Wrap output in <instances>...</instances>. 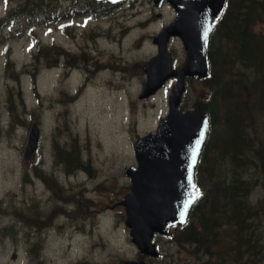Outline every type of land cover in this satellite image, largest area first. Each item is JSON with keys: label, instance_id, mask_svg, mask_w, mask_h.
<instances>
[{"label": "rangeland", "instance_id": "1", "mask_svg": "<svg viewBox=\"0 0 264 264\" xmlns=\"http://www.w3.org/2000/svg\"><path fill=\"white\" fill-rule=\"evenodd\" d=\"M69 1L52 0L55 4L45 10L56 11ZM242 1L249 3L229 0L228 6L242 15L247 6H236ZM18 4L19 0H0V20ZM78 5L91 6L85 2ZM255 7L258 9L260 3ZM253 9L251 15L259 21L252 29L259 36L258 45L264 48V4L260 11ZM175 17L170 5L158 9L153 0H132L102 20L72 14L47 25L23 28L9 23L1 28L0 264H40L34 256L43 249L47 251L45 264H59L54 246L61 238L49 239L45 234L58 218L63 223L57 227L58 232H71L85 221L87 236L95 228L87 247L94 244L96 260L119 264L136 254L124 225L125 209L117 203L131 190L126 169L136 165L135 141L155 132L168 114V96L175 82L170 81L153 96L141 99L146 78L141 66L157 53L153 36ZM224 25H220L212 41V49H219L214 57L217 70L225 69L227 62L220 52L226 43ZM169 48L174 54V65L181 67L185 59L182 41L173 39ZM258 64L246 68L238 65L235 71L244 78L240 84L246 109L257 122L264 123V117L256 111L257 97L252 94L255 82L250 84L256 77L264 78V57H260ZM209 98L207 81L193 79L187 85L183 110L193 109L199 102L208 106ZM34 123L40 127L39 147L26 157L28 135ZM257 132L264 147V125L262 130L258 126ZM214 134L204 160L210 162L209 169L220 172L221 155L213 146ZM70 154L89 173L75 172L69 178L68 166L62 160L70 158ZM254 176L257 181L253 185V202L264 204V169ZM198 179L202 183L201 194L213 190L208 171L204 169ZM72 189L92 199L80 197L74 212L64 208L66 204L73 208ZM44 215L46 221L41 220ZM191 221L198 224L199 216ZM223 224L217 233L220 241L193 243L183 237L184 230L172 231L171 239L160 237L157 245L161 257L151 259L150 264H262L257 255L244 258L250 249L232 238L234 229L229 222ZM36 241L40 245H35ZM80 242L81 239L77 244ZM24 244L27 249L36 247L34 260L24 255ZM99 244H106L105 251L102 248L99 253ZM11 249L21 255L15 263L10 258Z\"/></svg>", "mask_w": 264, "mask_h": 264}, {"label": "water", "instance_id": "2", "mask_svg": "<svg viewBox=\"0 0 264 264\" xmlns=\"http://www.w3.org/2000/svg\"><path fill=\"white\" fill-rule=\"evenodd\" d=\"M154 1L158 7L167 1L178 16L154 37L158 54L143 65L147 78L140 97L153 95L171 78L177 81L169 95L167 117L159 123L156 133L140 137L135 143L137 166L127 169L132 191L121 201L133 243L143 255L153 257L159 255L153 242L155 234L167 236L168 227L175 223L183 225L198 198L195 170L208 136L209 115L200 105L186 112L179 107L186 79L204 78L209 74V40L226 3V0ZM175 36L182 39L186 50L185 62L180 68L173 67V56L168 50V43ZM38 138L39 129L33 125L27 155L36 149ZM185 205H188L186 211Z\"/></svg>", "mask_w": 264, "mask_h": 264}, {"label": "trees", "instance_id": "3", "mask_svg": "<svg viewBox=\"0 0 264 264\" xmlns=\"http://www.w3.org/2000/svg\"><path fill=\"white\" fill-rule=\"evenodd\" d=\"M50 4L55 3L52 0H19V4L0 20V30L9 22L12 25L31 28L43 24L48 19L54 20L57 16V14L54 15V10L49 13L45 10ZM244 5L247 8L242 11V15L239 12L235 14L233 9L229 10L233 14V23L236 18L237 22L243 26L231 29L233 24H230L224 32V40L232 45L231 55L229 58L226 57L225 69H216L214 56L219 53V49H212V41L219 29L218 25L214 28L208 51L211 64V76L207 79L210 98L208 106L201 102L200 104L210 113L211 133L208 141H211L214 132L213 146H217L216 149L221 155V168L220 172L209 169L210 162L204 160V154L202 155L197 176L205 169V172H209V178L214 187L209 193L199 197L183 229V237L193 243L204 240L220 241L217 233L225 225L223 222H229V227L234 229L232 237L239 244L250 247L257 246L259 241L261 244L263 242V236L258 233V227L253 225L255 223L253 218L264 214V204L252 203L249 194L254 191L253 185L257 181L254 173L264 169L263 140L257 132L258 126L262 130L264 123L257 122L253 113L246 109L242 101L244 89L240 84L244 78H241V73L235 71V67L239 65L246 68L252 63L255 67L258 66L260 57H264V48L258 45V35H250L245 18L250 5L241 3L238 8ZM80 10L78 12L85 11V9ZM228 19L229 15L224 17L223 22ZM251 57L253 60L250 59ZM252 83H254L252 94L258 101L256 111L264 117V78L256 77L250 84ZM215 123L218 126H215ZM206 145L207 148L208 144ZM224 164L226 170H224ZM198 185L202 186L199 179ZM195 215L199 216L198 224L191 221ZM261 225L264 229V221ZM238 233L242 235V238ZM245 233H247L246 236H244Z\"/></svg>", "mask_w": 264, "mask_h": 264}, {"label": "flooded vegetation", "instance_id": "4", "mask_svg": "<svg viewBox=\"0 0 264 264\" xmlns=\"http://www.w3.org/2000/svg\"><path fill=\"white\" fill-rule=\"evenodd\" d=\"M116 8L118 7H114V9ZM72 197H73V201L71 203V206H73V208L68 207V209H71L72 212H74L76 210V204H77L78 198L75 195H72ZM60 219L61 218H58V220L55 222V224L52 227H48L45 233L49 235L50 238L51 237L61 238L59 239L60 242L54 246L55 250L58 252L57 260L59 261V264H110L109 262H106L104 259L96 260L94 244L90 247V249H88L87 247L89 235L93 237L94 227L92 228L91 234H89L88 236L84 238H79L78 236L79 235V232H78L79 225L75 226L74 230H72L71 232H68V231H66L65 233L58 232L57 227H61L63 225V223L59 221ZM85 230L86 229L83 228L84 232ZM80 239L82 240V242H80V244H77V242ZM38 244L40 245V242ZM50 245H53V244L50 243ZM24 249H25L24 255L26 257H32L33 260H34V257L38 258V261L40 262V264H45L44 259H45V256L47 255V251L45 249L40 251L41 253H39L37 256H34V257H33L34 252H35L34 248L27 249L26 244H24ZM80 251L82 252L79 253ZM0 253H2V250L0 251ZM10 253H13L12 255H10V258L12 261H14V263L20 259L21 255L19 253H14V249H11ZM2 258L9 259L8 257H5L3 255H2ZM142 259H145L146 263L150 264L151 258L143 257L140 253H137V252L131 260L138 262Z\"/></svg>", "mask_w": 264, "mask_h": 264}, {"label": "snow or ice", "instance_id": "5", "mask_svg": "<svg viewBox=\"0 0 264 264\" xmlns=\"http://www.w3.org/2000/svg\"><path fill=\"white\" fill-rule=\"evenodd\" d=\"M203 135V134H202ZM197 148H198V146H197ZM189 203H191V201H189ZM185 207V211L187 210V207H188V205H185L184 206ZM182 217H183V214H182ZM182 222H183V219H182Z\"/></svg>", "mask_w": 264, "mask_h": 264}, {"label": "bare ground", "instance_id": "6", "mask_svg": "<svg viewBox=\"0 0 264 264\" xmlns=\"http://www.w3.org/2000/svg\"><path fill=\"white\" fill-rule=\"evenodd\" d=\"M244 58V57H243ZM245 63V62H244ZM228 93V92H227Z\"/></svg>", "mask_w": 264, "mask_h": 264}]
</instances>
